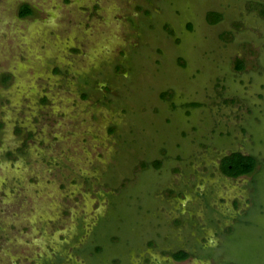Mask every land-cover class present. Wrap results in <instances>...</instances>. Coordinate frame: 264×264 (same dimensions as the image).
Returning a JSON list of instances; mask_svg holds the SVG:
<instances>
[{
	"label": "rangeland",
	"instance_id": "374dc122",
	"mask_svg": "<svg viewBox=\"0 0 264 264\" xmlns=\"http://www.w3.org/2000/svg\"><path fill=\"white\" fill-rule=\"evenodd\" d=\"M0 264H264V0H0Z\"/></svg>",
	"mask_w": 264,
	"mask_h": 264
},
{
	"label": "trees",
	"instance_id": "16d2710c",
	"mask_svg": "<svg viewBox=\"0 0 264 264\" xmlns=\"http://www.w3.org/2000/svg\"><path fill=\"white\" fill-rule=\"evenodd\" d=\"M32 8L29 5H23L19 9V16L26 17L30 15ZM218 19V18H217ZM237 68H242L238 64ZM257 159L252 154H243L239 151H234L230 155L225 156L222 161V168L226 175L230 177H239L242 175H249L255 170ZM190 252L185 249H180L173 254L176 261L184 260L189 257Z\"/></svg>",
	"mask_w": 264,
	"mask_h": 264
}]
</instances>
